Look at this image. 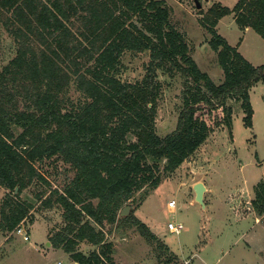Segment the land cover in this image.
<instances>
[{"label": "trees", "instance_id": "1", "mask_svg": "<svg viewBox=\"0 0 264 264\" xmlns=\"http://www.w3.org/2000/svg\"><path fill=\"white\" fill-rule=\"evenodd\" d=\"M230 14L240 29L264 40V0L212 5L199 24L210 34L223 71L216 84L198 68L161 0H0V26L16 42L15 57L0 72V188L8 191L0 205V233L13 232L28 218L33 223L31 211L40 202L61 211L63 226L49 235L53 248L76 264H114L104 227L117 222L135 192L157 188L159 173L177 170L218 126L231 136L229 100L242 102L244 126L252 127L249 91L264 82V64L253 66L218 34V20ZM146 51L144 80L122 82L117 74L123 54ZM168 65L185 83L176 127L160 137L156 73ZM71 88L76 100L66 97ZM46 161L74 172L61 190L35 167ZM39 182L48 190L33 200L19 198ZM251 208L264 215L262 182ZM121 218L143 237L156 238L132 213ZM81 242L95 249L82 253Z\"/></svg>", "mask_w": 264, "mask_h": 264}, {"label": "rangeland", "instance_id": "2", "mask_svg": "<svg viewBox=\"0 0 264 264\" xmlns=\"http://www.w3.org/2000/svg\"><path fill=\"white\" fill-rule=\"evenodd\" d=\"M161 1L171 9L170 23L185 36L198 68L219 84L223 71L217 53L209 46L210 34L199 19L206 16L212 5L232 8L238 0H198L199 10L194 0ZM246 29L239 28L233 14L224 16L216 25L218 34L229 45L238 46V53L246 61L255 67L263 65L264 40ZM15 47L12 35L0 26V72L15 57ZM149 62L148 51L125 52L117 77L122 82L140 83L148 73ZM171 68L168 65L156 73L160 89L155 129L160 137L175 129L182 106L185 79ZM67 96L75 99L79 95L71 88ZM18 99L23 103L21 95ZM249 101L253 110L251 128L244 126L242 102L229 100L227 105L233 112L231 136L224 125L215 128L177 170L159 173L161 182L157 188L144 186L135 192L123 207L127 208L126 215H122V208L117 222L104 227L106 240L113 246L114 264H264V218L246 207L254 199L256 185L264 182V82L251 88ZM35 167L52 189L61 190L74 175L60 161L35 163ZM198 182L209 189L204 194V209L194 201L193 185ZM41 190L48 189L41 182L33 184L19 198L33 200ZM7 193L0 188V205ZM169 200L176 202L172 211L166 205ZM131 213L148 227L155 239L143 237L136 227L121 220ZM256 216L260 221L255 220ZM31 217L33 223L29 218L24 223L28 241L13 232L0 233V264H74L69 254L48 245L50 233L63 226L60 209H45L37 202ZM169 222L181 223L183 231L169 232ZM78 249L89 254L95 247L81 242Z\"/></svg>", "mask_w": 264, "mask_h": 264}, {"label": "built area", "instance_id": "3", "mask_svg": "<svg viewBox=\"0 0 264 264\" xmlns=\"http://www.w3.org/2000/svg\"><path fill=\"white\" fill-rule=\"evenodd\" d=\"M235 204V203H234ZM167 208L169 210H174L176 208V202L175 200H169L167 202ZM247 210L251 211V202H248L247 204ZM25 221L21 222L13 231V233L15 234H19L23 236V240L24 241H28L29 240V236L27 231L25 230V225H24ZM167 230L171 233H175V234H180L183 231V225L181 223H177V224H173V223H168L167 224ZM59 264V263H58Z\"/></svg>", "mask_w": 264, "mask_h": 264}, {"label": "water", "instance_id": "4", "mask_svg": "<svg viewBox=\"0 0 264 264\" xmlns=\"http://www.w3.org/2000/svg\"><path fill=\"white\" fill-rule=\"evenodd\" d=\"M196 8L199 10L201 8V5L198 0H194ZM17 190V189H16ZM193 190H194V201L201 205V207L204 209L205 208V203H204V194L206 192V187L203 183L198 182L193 185ZM122 215H126L127 213V208H123L121 211Z\"/></svg>", "mask_w": 264, "mask_h": 264}, {"label": "crops", "instance_id": "5", "mask_svg": "<svg viewBox=\"0 0 264 264\" xmlns=\"http://www.w3.org/2000/svg\"><path fill=\"white\" fill-rule=\"evenodd\" d=\"M247 31H249V30H251L250 28H247L246 29ZM237 49H238V46H237ZM262 183H264V182H262ZM205 187H206V192H209V189H208V187L205 185ZM205 192V193H206ZM236 193H238V192H236ZM232 200V198L231 199H229V204H230V201ZM233 201V200H232ZM235 201H237V200H235ZM235 204H237V203H235ZM263 218H264V215H263ZM255 220L256 221H260V219L256 216V218H255ZM33 225V224H32ZM3 240H6L5 238L3 239ZM49 246H50V244H48ZM51 247V246H50ZM60 264V263H59ZM74 264H76V263H74Z\"/></svg>", "mask_w": 264, "mask_h": 264}]
</instances>
